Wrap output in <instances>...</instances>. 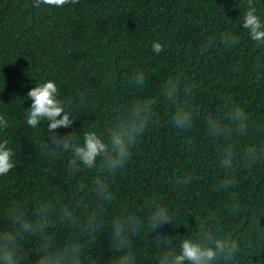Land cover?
I'll use <instances>...</instances> for the list:
<instances>
[{"label": "trees", "instance_id": "1", "mask_svg": "<svg viewBox=\"0 0 264 264\" xmlns=\"http://www.w3.org/2000/svg\"><path fill=\"white\" fill-rule=\"evenodd\" d=\"M264 18V0H0V141L15 153V167L0 177V230L10 227L8 210L25 203L34 212L48 203L46 234L57 243L80 240L86 259L107 264L113 255L107 225L113 217L132 214L145 218L150 202L166 206L172 225L144 230L132 240L137 264H156L161 251L157 236L178 247L196 238L201 222L214 217L221 234L236 241L235 264H264V156L249 164L244 150L264 141V46L242 28L249 5ZM225 36L237 43L228 45ZM164 45L159 54L152 43ZM144 74L143 85L134 82ZM179 78V102L163 94L164 85ZM52 80L73 112L71 128H60V138L94 130L103 134L116 117L137 102H148L153 120L131 149L126 166L116 173L81 167L69 172V153L52 159L43 147L50 133L26 124L36 84ZM191 86L190 95L183 89ZM195 109L187 130L173 127L171 117L180 107ZM236 107L251 117L249 134L233 136L237 163L236 184L227 191L220 182V147L227 143L209 135L207 121L229 123ZM102 178L111 202L98 200L91 188ZM187 177L190 183H178ZM87 203L84 208L81 203ZM74 211L77 225L58 222L60 209ZM92 211H100L105 228L96 240L81 236L80 227ZM40 237L25 245L28 264H37L32 250ZM89 264V261H84Z\"/></svg>", "mask_w": 264, "mask_h": 264}, {"label": "clouds", "instance_id": "2", "mask_svg": "<svg viewBox=\"0 0 264 264\" xmlns=\"http://www.w3.org/2000/svg\"><path fill=\"white\" fill-rule=\"evenodd\" d=\"M68 0H56V6H63ZM242 28L247 31L249 38L258 46H264V18L257 13V9L249 5L244 13ZM224 42L228 45L237 43L232 36H225ZM164 48L160 42L152 43V51L159 54ZM144 74L138 72L134 82L144 84ZM181 81L171 78L166 81L163 94L173 104L179 102ZM191 86L183 89L184 95H190ZM31 100L30 109L27 110L26 124L31 129H39L42 121L47 122L50 133L48 144L43 142L45 151L52 159L60 153H69L67 161L69 172L75 173L83 167L92 170L102 165L108 174L122 170L130 156L133 145L142 136L153 120L152 107L148 102H137L124 111L123 115L116 117L115 122L105 133L98 134L94 130L83 132L82 140L76 137L60 138L56 130L71 128L76 119L64 99L60 98L58 87L52 80L36 84L28 93ZM195 109L185 106L178 108L171 117L174 128L178 130L190 129L193 125ZM250 115L240 107H236L229 115V123L222 124L215 118L207 121L209 135L221 138L227 143L222 145L220 151V165L226 172V178L220 182L222 190L227 191L236 184L232 175L237 163V155L231 139L233 136L246 137L250 129ZM0 126L6 122L0 117ZM264 131V128L258 129ZM15 153L6 142L0 141V177L6 176L15 167ZM264 156V141L258 145L246 148L242 159L255 163ZM178 183H190L187 177L178 180ZM98 200L111 202L112 194L108 184L102 178L95 179L91 188ZM81 206L88 207L82 202ZM150 212L145 218L126 214L113 217L107 225L113 255L107 264H137V253L132 246V240L138 236L145 227V222L151 233L158 227L171 224L172 214L166 206L157 203L154 199L149 204ZM51 206L42 203L34 212H30L25 203H14L8 210L10 227L0 230V264H28L29 251L25 245L32 237L39 236V244L32 248L38 255L37 264H94L92 258L86 259L85 245L80 240H69L63 244L56 242L53 236L46 234L48 215ZM211 223L201 222L196 238L182 239L175 247L169 238L156 240L161 245V251L153 259L156 264H235L239 248L235 240L221 234L222 229L214 217H209ZM58 222L65 225H77L78 221L74 211L69 207L60 209ZM105 228V223L100 211H92L80 227L81 236L96 240L98 233Z\"/></svg>", "mask_w": 264, "mask_h": 264}]
</instances>
